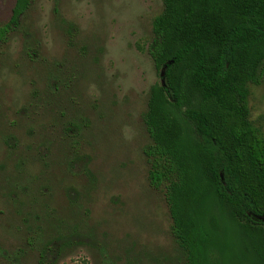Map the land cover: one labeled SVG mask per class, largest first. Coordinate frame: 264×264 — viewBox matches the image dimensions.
<instances>
[{"label":"rangeland","instance_id":"1","mask_svg":"<svg viewBox=\"0 0 264 264\" xmlns=\"http://www.w3.org/2000/svg\"><path fill=\"white\" fill-rule=\"evenodd\" d=\"M16 1L0 0V27ZM163 9L31 0L0 41V264L187 263L146 155ZM263 68L248 106L264 136Z\"/></svg>","mask_w":264,"mask_h":264},{"label":"trees","instance_id":"2","mask_svg":"<svg viewBox=\"0 0 264 264\" xmlns=\"http://www.w3.org/2000/svg\"><path fill=\"white\" fill-rule=\"evenodd\" d=\"M163 5L150 48L161 81L145 116L150 183L166 187L186 264H264V136L248 106L264 63V0ZM30 6L16 1L0 41Z\"/></svg>","mask_w":264,"mask_h":264}]
</instances>
